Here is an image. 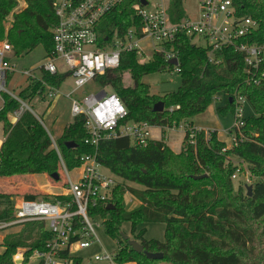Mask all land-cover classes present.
<instances>
[{
	"label": "trees",
	"instance_id": "1",
	"mask_svg": "<svg viewBox=\"0 0 264 264\" xmlns=\"http://www.w3.org/2000/svg\"><path fill=\"white\" fill-rule=\"evenodd\" d=\"M20 2L24 7L16 11ZM53 2L0 0V42L7 40L16 55L32 52L40 45L46 57L51 55L52 30L57 21ZM137 2L126 0L107 15L101 26L105 37L111 38L115 32L123 35L132 27L133 5ZM235 3L241 16L258 24L248 42L264 43V0H236ZM170 15L173 21L186 17L183 0H170ZM166 50L179 55L182 84L177 91L152 94L150 85L143 82L146 76L173 72V65L166 62L163 54H156L150 63L140 64L135 53H124L120 68L107 71L88 86L97 92L109 88L117 94L128 111L126 122H148L163 132L181 123L192 124L195 117L205 113L218 99L225 101L217 109L220 114L234 113L236 97H244L255 112L247 117L243 128L245 141L223 152L227 145L219 139L218 132L207 134L203 130L196 133L194 144L185 134L179 153L163 140H151L147 147H136L127 137L103 140L96 151L86 144L88 135L82 115L73 117L55 138L43 114H38L31 104L36 99L40 103L47 101L44 83L60 89L69 75H51L40 70L38 80L28 83L18 95L36 115L26 111L13 125L8 115L20 105L9 97L0 115L5 136L0 149V178L59 174L61 164L56 147L70 171L81 165L84 155L97 152L99 162L124 182L116 187L110 201L115 209L100 205L90 211L93 218L104 221L106 234L118 241L117 263L264 264V83L259 86L248 83L244 57L234 50L217 52L216 60L220 63H210L208 52L193 45L185 35L167 45ZM126 74L130 75L132 84L125 82ZM159 102L164 103L165 109L156 113L154 106ZM70 143L76 148H69ZM235 159L248 164L250 184L242 179L237 187L234 185L232 176L239 167L240 176L244 175V168ZM202 176L206 178L194 179ZM131 183L138 187L127 185ZM249 186L251 196L247 191ZM128 193L140 203L131 210L124 206ZM24 198L69 200V197L42 194H28ZM15 204L14 195L0 192V223L15 220ZM124 223L131 224L133 240L124 239ZM146 223L164 224L165 242L146 240V230L138 229ZM14 227L21 229L4 237L0 264H17L15 257L20 250H24L21 264H30L34 253L46 251L55 239L42 221L14 225L4 231ZM130 241L140 243L143 252H136ZM145 253H161L164 258L152 260ZM61 257L69 258L73 264L82 263L81 258L67 251Z\"/></svg>",
	"mask_w": 264,
	"mask_h": 264
},
{
	"label": "built area",
	"instance_id": "2",
	"mask_svg": "<svg viewBox=\"0 0 264 264\" xmlns=\"http://www.w3.org/2000/svg\"><path fill=\"white\" fill-rule=\"evenodd\" d=\"M125 1L54 0L53 11L57 21L52 30L53 51L38 69L51 75L67 74L73 79L75 88L65 95L71 101L73 117L84 116L88 135L86 144L96 151L103 140L127 137L136 147H147L152 140L154 126L148 122H126L127 108L109 88L81 98L73 97L97 77L120 68L124 53H135L140 64L150 63L156 54H163L166 62L178 61L177 65H173V72L179 74L181 69L178 52L166 50V46L185 35L191 42L199 38L204 43L201 48L208 52L210 63H220L216 60L219 51L231 49L240 53L244 57L248 83L254 86L264 83V43L248 42L257 31L258 24L239 14L236 0H200L196 17L186 16L177 21H173L170 15V0H139L133 5L132 27L123 35L115 32L111 38L105 37L101 32L105 18ZM14 58L13 47L7 40L0 42V115L7 97L16 101L19 108L8 115L13 125L20 121L26 111L36 115L19 94L8 89V81L16 73L11 62ZM59 62L63 63L66 71L61 69ZM33 71H20L28 80L27 83L38 80ZM44 86L47 99L54 100L59 89L45 83ZM246 102L247 99L241 96L235 99L234 124L228 131L232 145L225 147L223 152L246 140L243 132L247 120L244 108ZM185 128L188 141L194 144L196 133L203 131V128H195L190 124ZM206 133L209 134L210 130ZM50 137L54 142L52 135ZM56 150L66 190L58 196L69 197V200L52 202L22 198L15 204V220L0 223V231L33 221L46 223L55 239L47 245L46 251L34 253L32 258L37 259L38 264H73L69 258L61 257L65 251L71 255L74 251L90 249L100 244L94 221L101 218H93L90 211L100 205H111L110 201L119 185L118 178L99 162L97 152L81 158V165L74 169L77 171V177L74 178L57 147ZM240 175L241 167L232 176L233 181ZM246 182L250 184L249 176L246 177ZM16 257L20 258L18 254ZM115 258V253L105 252L95 256V261L119 264Z\"/></svg>",
	"mask_w": 264,
	"mask_h": 264
},
{
	"label": "rangeland",
	"instance_id": "3",
	"mask_svg": "<svg viewBox=\"0 0 264 264\" xmlns=\"http://www.w3.org/2000/svg\"><path fill=\"white\" fill-rule=\"evenodd\" d=\"M184 8L186 12V16L196 17L198 15V7L200 0H183ZM153 2V1H152ZM24 7L23 2H20L19 7L16 11L21 10ZM192 44L197 47H204V43L199 39L195 38L192 40ZM46 59V51L42 45L38 46L35 50L29 53H23L20 55L15 54V58L11 60L13 65L15 66L16 73L13 75L12 79L8 81V89L16 94L24 89L28 85V80L23 77L20 71H32L34 70V74L39 75V67L43 65ZM59 65L62 70L66 71L67 69L64 67L62 62H59ZM125 82L127 84H132L130 75H125ZM143 82L150 85L152 94L156 95H164L166 93L174 92L179 89L182 84L181 76L176 72H160L157 74L146 76L143 79ZM75 88L73 79L68 77L66 82L62 85V87L57 91V97L54 100L47 99L44 103H40L39 99H36L31 106L38 114L41 115L46 126L53 132L55 138L60 136L65 126L73 120V115L71 112V101L66 98L64 95L73 91ZM95 91L92 86H85L83 89L79 90L75 95L83 96L90 94ZM225 105V101L223 99L215 100L211 107L203 114L195 117L192 120V127L199 128L205 131H217L218 137L221 141L226 143V147H230L232 145V138L229 135L228 131L234 124L233 113L228 112L226 114H220L218 112V107ZM48 107V108H47ZM47 108V110H46ZM246 117H251L255 114L252 106L249 102L244 104ZM182 126V127H179ZM177 129L173 131H167L165 136V142L175 151L178 152L182 149V145L184 142L185 136V126L187 123H181ZM200 126V127H199ZM4 127L0 124V148L5 140L4 136ZM155 138L164 139V137H159L158 132L154 133ZM171 149V150H172ZM237 163L238 160L235 159ZM244 168V175L240 176L238 179L234 180V185L237 187L240 181L246 180V177L249 176L252 178L250 173L248 172V164L245 162L239 163ZM71 174L74 178L77 177V171L72 170ZM60 180L55 181L50 176L40 175V176H20L15 178H0V192H6L15 196L16 201L24 198L25 195L28 194H42L48 195L50 197L61 195L65 193V187L63 186V176L62 171L59 172ZM119 184H123L124 182L118 178ZM131 187H138L134 184H127ZM140 203L129 193L126 194L124 200V206L127 210H131L137 207ZM95 229L97 232V236L100 240V244L92 246L90 249L74 251L71 253L72 256L81 258V264H108L106 262L95 261V256L101 255L105 252L114 254L118 250V241L109 237L105 232L104 221L102 219H95L94 221ZM99 225V226H98ZM165 228L166 226L162 223H146L139 226V230L145 229L146 240H157L160 242H165ZM21 228L14 227L7 230L0 231V245L3 242V237L9 233L18 232ZM122 232L130 240H133V236L131 234V224L124 223L122 226ZM3 252V248L0 246V254ZM23 252L19 251L18 255L23 259ZM22 256V257H21ZM23 261V260H22ZM30 264H38L37 259H32ZM161 264H170L168 262H164Z\"/></svg>",
	"mask_w": 264,
	"mask_h": 264
},
{
	"label": "water",
	"instance_id": "4",
	"mask_svg": "<svg viewBox=\"0 0 264 264\" xmlns=\"http://www.w3.org/2000/svg\"><path fill=\"white\" fill-rule=\"evenodd\" d=\"M171 64H172V65H177V64H178V61H177V60L172 61ZM164 109H165V105H164L163 102H159V103H157V104L154 106V112H156V113H161V112L164 111ZM40 122L43 124V122H42L41 120H40ZM43 125H44V124H43ZM68 147H69V148H76V145H75L74 143H70V144H68ZM51 178H52L53 180H55V181H59V180H60V176H59L58 173H57V174H53V175L51 176ZM204 178H206V176H202V177H194V179H196V180H201V179H204ZM247 191H248V195L251 196L252 187L249 186L248 189H247ZM113 209H115L113 205H109V206H108V210H113ZM124 239L127 240L128 237H127V236H124ZM129 243H130V245L133 247V249H134L136 252H138V253H142V252H143V247H142V245H141L140 243H138L137 241H130ZM145 254L147 255V257H148L149 259H152V260H162V259L164 258V255L161 254V253H145ZM16 263H17V264H21L22 261H18V262H16ZM91 264H92V263H91Z\"/></svg>",
	"mask_w": 264,
	"mask_h": 264
},
{
	"label": "crops",
	"instance_id": "5",
	"mask_svg": "<svg viewBox=\"0 0 264 264\" xmlns=\"http://www.w3.org/2000/svg\"><path fill=\"white\" fill-rule=\"evenodd\" d=\"M65 97H66V95H64ZM73 97L74 98H81L80 96H78V95H73ZM67 98V97H66ZM200 127V126H199ZM174 129H167L166 130V132L167 131H173ZM155 131H157L158 132V135H159V137H164V139L162 138V139H160V138H155L154 137V133H155ZM166 132H163V130H162V128H160V127H153V129H152V140H155V141H164L165 142V136H166ZM3 133H4V131H3ZM57 137H59V136H57ZM184 138H185V136H184ZM1 142V141H0ZM166 144H167V142H165ZM2 146V145H1ZM167 146L169 147V148H171L168 144H167ZM172 149V148H171ZM173 150V149H172ZM174 151V150H173ZM181 151V149L178 151V152H175V153H179ZM5 237V236H4ZM4 237L2 238V239H4ZM2 244V243H1ZM20 251H22V252H24V250H20ZM23 254V253H22ZM22 257V256H21ZM33 259V258H32ZM32 259H31V261H32ZM23 260V259H22ZM21 259H20V261H22ZM30 261V262H31ZM91 264V263H90ZM93 264V263H92Z\"/></svg>",
	"mask_w": 264,
	"mask_h": 264
}]
</instances>
